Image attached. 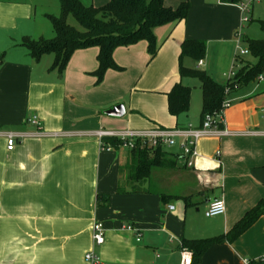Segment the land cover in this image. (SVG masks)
Instances as JSON below:
<instances>
[{
    "label": "crops",
    "instance_id": "1",
    "mask_svg": "<svg viewBox=\"0 0 264 264\" xmlns=\"http://www.w3.org/2000/svg\"><path fill=\"white\" fill-rule=\"evenodd\" d=\"M108 1L83 3L101 7ZM184 1L165 6L176 9ZM256 2L261 0L252 4L249 23ZM190 3L186 21L154 30L159 51L147 68V42L119 48L114 60L124 70H109L99 86L92 75L98 49L76 51L60 74L51 69L53 55L36 61L22 46L26 37L54 38L45 20L60 16V0H0V264H90V251L100 264H181L186 241L228 233L264 199V75L229 96L224 120L232 134L201 139L193 167L178 146L165 149L161 165L143 184L135 183L127 180L132 152L106 142L113 138L104 139L113 149L100 145L99 131L202 126L201 83L188 114L177 118L168 111L167 94L176 84L192 89L193 78L179 74L182 43L206 41V57L183 64L226 85L237 43L250 38L241 33L237 40L240 4ZM118 105L125 107L123 117L105 114ZM35 116L40 127L31 121ZM9 135L15 137L12 151ZM120 180L128 191L147 192L120 194ZM100 196H108L107 205ZM215 199L225 202L226 213L208 218ZM95 222L106 229L99 247ZM129 225L137 231L125 230ZM262 256L264 215L233 244L211 247L200 264H246Z\"/></svg>",
    "mask_w": 264,
    "mask_h": 264
},
{
    "label": "trees",
    "instance_id": "2",
    "mask_svg": "<svg viewBox=\"0 0 264 264\" xmlns=\"http://www.w3.org/2000/svg\"><path fill=\"white\" fill-rule=\"evenodd\" d=\"M167 0H109L101 7L87 6L81 0H60L61 14L59 17L49 16L54 30V38L38 39L24 38L22 46L30 55L39 61L45 55H53L52 70L60 74L66 70L74 53L90 48L98 49V69L92 74L96 77V85L102 84L109 70L123 71L114 60L117 49L130 47L141 41L147 42V51L153 60L159 51L154 30L168 24H178L186 21L190 9V0L181 3L178 8L165 6ZM243 0H221L222 3L240 4ZM75 19L81 29L69 24V18ZM264 31V23L261 21ZM250 55L257 60L256 64L242 62L235 77L226 85L214 81L206 72L186 68L184 59L191 58L201 61L206 57L207 43L204 40L189 39L182 43L179 57V74L181 78H194L200 81L202 90V118L218 113L224 101L234 92L257 80L264 73V40L246 39ZM228 89V93L226 92ZM192 89L182 83L176 84L167 94L168 111L173 117H180L190 111ZM115 148L119 147L117 139L106 141ZM132 152L131 165L127 180L144 183L151 170L161 165L165 156L162 149L151 151L140 143ZM123 173V168L120 170ZM147 192L141 187H132L130 191L120 180L118 193ZM107 205L108 196H100ZM264 215V199L256 207L248 211L234 227L226 234L207 239L186 241L185 246L194 252L193 264H200L204 254L214 245L228 242L233 244L246 233ZM264 259L249 264H261Z\"/></svg>",
    "mask_w": 264,
    "mask_h": 264
},
{
    "label": "built area",
    "instance_id": "3",
    "mask_svg": "<svg viewBox=\"0 0 264 264\" xmlns=\"http://www.w3.org/2000/svg\"><path fill=\"white\" fill-rule=\"evenodd\" d=\"M255 0H243L240 3L242 11V22L247 24L250 22L251 6ZM242 34L238 33L237 37L240 41ZM248 51H242V55H246ZM233 69L228 75V81L235 77L236 72ZM262 79V78H261ZM228 93V89L226 91ZM232 106V102L227 98L221 110L215 115H207L200 128L194 129L191 126L187 128L162 129L156 128L150 131H125V132H109L99 131L97 136L100 140V145L103 149H113L110 145L104 142L105 138H113L119 141V148L128 151H133L137 148L138 143L142 147H148L151 151L158 149H172L178 146L181 150L182 157L186 160L188 167L194 166V160L199 157L198 143L203 138L213 136H228L232 133L225 126L224 116L226 111ZM33 124L40 127L38 117H33ZM8 150L12 151L15 147L14 135H9L7 138ZM173 210L174 207H171ZM226 213V204L222 199H215L210 203L205 215L208 218L222 216ZM127 231H137L133 226L124 227ZM93 242L96 247L102 246L105 243L106 229L100 222H95L92 228ZM85 259L90 264H100V258L90 251L85 255ZM194 252L185 246L181 248V264H193ZM249 264V261H246Z\"/></svg>",
    "mask_w": 264,
    "mask_h": 264
},
{
    "label": "rangeland",
    "instance_id": "4",
    "mask_svg": "<svg viewBox=\"0 0 264 264\" xmlns=\"http://www.w3.org/2000/svg\"><path fill=\"white\" fill-rule=\"evenodd\" d=\"M81 1L86 3V0H81ZM261 21L264 23V0H261V3H259V4H258V2H256L254 4V11L252 14V22L247 23V24H243V22H241L242 27H241L240 33H243L245 36H247V38H250V39L264 40V31L262 30V27H261ZM45 23L47 25H49L48 26L49 28H52L50 21L45 20ZM69 24L76 27L77 29H81L80 26L75 21V19L72 17L69 18ZM50 31H51V29H50ZM141 42H144V41H141ZM237 47H238L236 49L237 61L235 62V65L232 68V70L235 69L234 71L237 72L239 67L241 66L242 62H249L253 65L257 63V60L254 59L250 55V53L248 51V44L246 41H242V42L240 41L239 43H237ZM242 51H248V52L246 55H242L241 54ZM146 53H147L146 54L147 65H145V68H147L149 66L148 64L151 62L150 56L148 55V51ZM188 59H191V58H188ZM149 69H151V71H152L151 67H149ZM151 75L153 76L154 74H147L146 79H149V77H151ZM263 75H264V73H263ZM140 76L136 79V81H135L136 83H137V80H139ZM188 81H189L188 82L189 85H191V87H192V92H194L195 90L199 91V89H200V87H199L200 81L199 80L193 78V80H188ZM128 104L129 103H127V105ZM199 109H200V107H198V110ZM262 257L264 258V256H262ZM259 260L260 259H258L257 261H259ZM261 264H264V260L262 261Z\"/></svg>",
    "mask_w": 264,
    "mask_h": 264
},
{
    "label": "water",
    "instance_id": "5",
    "mask_svg": "<svg viewBox=\"0 0 264 264\" xmlns=\"http://www.w3.org/2000/svg\"><path fill=\"white\" fill-rule=\"evenodd\" d=\"M126 110L124 105H118L113 107L111 110L106 111V115L114 118H121L125 115Z\"/></svg>",
    "mask_w": 264,
    "mask_h": 264
}]
</instances>
